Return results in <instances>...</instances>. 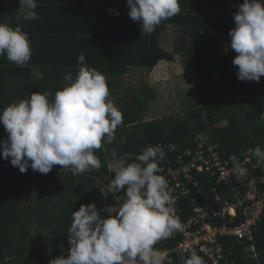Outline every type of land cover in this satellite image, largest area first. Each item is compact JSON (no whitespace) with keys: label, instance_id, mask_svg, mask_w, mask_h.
I'll return each mask as SVG.
<instances>
[{"label":"trees","instance_id":"obj_1","mask_svg":"<svg viewBox=\"0 0 264 264\" xmlns=\"http://www.w3.org/2000/svg\"><path fill=\"white\" fill-rule=\"evenodd\" d=\"M41 1H46V11L38 20L22 23L31 41L30 61L18 67L0 56V111L29 99L33 92L51 91L49 99H53L66 86V73L75 80L77 57L83 53L87 66L106 76L110 99L122 111L123 124L118 126L115 139L95 153L102 167L84 174L73 176L60 165L47 174L31 167L21 173L10 159L0 155V264H49L52 259L66 257L72 213L81 205L95 203L100 214L107 216L104 210L115 196L125 198L124 190L102 195V189L106 190L114 178L108 164L115 159H123L125 164L135 162L143 149L160 141L194 147L199 134L218 144L228 159L257 145L264 149V82L237 78L238 66L233 64L237 53L230 47L234 13L244 0H179L181 12L151 34H142L141 23L129 17L127 0ZM113 6L120 8V15L110 11ZM18 8L19 0H0V22L6 20L15 27ZM170 25L176 34L173 49L167 50L162 41ZM177 55L204 75L195 92L197 101L188 106L186 116L143 121L157 93L147 83L131 90L135 86L126 82V75L133 67L150 70L162 61L175 63ZM214 70L222 76L212 83L209 76ZM142 94L144 100L139 99ZM222 121L225 124L221 125ZM7 136L0 124V141ZM262 169L249 173L257 176ZM205 195H211L209 188ZM205 195L202 202L216 205ZM54 226L58 235L47 236L52 248L47 250L42 243L34 246L41 239V230ZM251 228L253 243H240L235 235L222 238L227 257L223 264H264V217ZM252 244L257 256L245 250Z\"/></svg>","mask_w":264,"mask_h":264},{"label":"clouds","instance_id":"obj_2","mask_svg":"<svg viewBox=\"0 0 264 264\" xmlns=\"http://www.w3.org/2000/svg\"><path fill=\"white\" fill-rule=\"evenodd\" d=\"M127 5L129 17L141 23L142 34H151L163 21L181 12L179 0H127ZM38 6L37 0H19L16 26L6 20L0 22V56L18 67L26 66L32 57L29 34L22 30V23L39 19ZM234 23L229 36L230 47L237 53L233 59L238 66L237 78L259 82L264 76V0H244L234 13ZM77 63L75 80L70 72L66 73L67 84L53 99H49L51 91L33 92L29 99L13 102L0 111V124L8 134L0 141V155L10 159L21 173L31 167L47 174L54 165H60L76 176L102 167L95 153L115 139L123 114L110 99L106 76L89 68L83 53L78 55ZM248 153L249 159L255 158V167H264L260 145L248 149ZM165 158L163 146L148 145L135 162H110L108 167L115 175L106 190L102 189V195L124 190L125 198L115 196L104 210L107 216L100 214L95 203L81 205L72 213L67 256L52 259L49 264H165L166 251L154 246L184 231L180 217L174 215L173 190L166 177L159 174L160 162ZM229 160L231 174L237 180L247 178L248 170L237 156L232 154ZM227 175L220 174L219 179L225 180ZM223 237L221 264L227 259ZM250 246L245 250L254 256L256 252ZM183 264L206 262L193 250Z\"/></svg>","mask_w":264,"mask_h":264},{"label":"built area","instance_id":"obj_3","mask_svg":"<svg viewBox=\"0 0 264 264\" xmlns=\"http://www.w3.org/2000/svg\"><path fill=\"white\" fill-rule=\"evenodd\" d=\"M110 11L115 16L121 14L118 6ZM198 138V145L189 148H180L174 142L152 144L163 146L166 152L161 169L176 198L174 215L184 225L183 232H176L154 246L166 251L165 264H183L193 250L206 264H221L220 237L235 235L240 242H253L251 226L264 217V167L262 174L250 175L249 171L257 167L246 150L237 158L247 168L248 175L237 180L231 174V161L223 156L218 145L203 136ZM223 173H228L227 179L220 180ZM207 188L219 207L212 208L208 202L201 201ZM183 198L189 200V207L183 204ZM250 249L255 251V246L251 245Z\"/></svg>","mask_w":264,"mask_h":264},{"label":"rangeland","instance_id":"obj_4","mask_svg":"<svg viewBox=\"0 0 264 264\" xmlns=\"http://www.w3.org/2000/svg\"><path fill=\"white\" fill-rule=\"evenodd\" d=\"M169 27V30L164 34L162 46L167 50H172L176 32L173 25ZM176 59L175 63L162 61L150 70L145 67H133L126 75V82L130 81L135 86L131 90L147 83L157 91V98L150 101V108L143 115V121L159 120L166 117L177 119L186 116L188 106L197 101V97H194L195 92L202 83L204 75L198 73L199 70L191 69L190 64L182 56L177 55ZM220 75L218 70L212 71L209 81L219 80ZM215 81L212 83H215ZM259 82L263 84L264 76H261ZM139 99L144 100L145 95L142 94ZM225 122L222 121L221 125ZM41 232L38 235L41 239H37L33 244L34 246H40L42 243L47 250H50L52 246L49 244L47 236H57V228L54 226L49 230H41ZM254 256H257V254L255 253Z\"/></svg>","mask_w":264,"mask_h":264},{"label":"crops","instance_id":"obj_5","mask_svg":"<svg viewBox=\"0 0 264 264\" xmlns=\"http://www.w3.org/2000/svg\"><path fill=\"white\" fill-rule=\"evenodd\" d=\"M45 2L46 1H41V0H37V3H38V8L36 9V11H37V13H38V16H40V14L42 13V12H44V11H46L45 10ZM219 71V70H218ZM221 75L220 76H222V73H220ZM213 81H215V80H213ZM213 81H211V82H213ZM261 88V87H260ZM259 88V89H260ZM156 91V90H155ZM156 93H157V91H156ZM156 98H157V96H156ZM162 142H164V141H162ZM159 143H161V141L159 142ZM155 144H158V143H155ZM161 163L163 164V162L161 161ZM161 175H163V173H160ZM164 176V175H163ZM209 182H207V184H208ZM206 197H208V196H210L211 197V200L213 201L214 200V197H213V195H205ZM183 200V204L186 206V207H189L190 206V202H189V200H187V199H185V198H183L182 199ZM214 202V201H213ZM210 207H212V208H215L216 206H218L219 204H216V205H214L212 202H209V203H207ZM210 221L211 222H213L214 224H218L217 223V221L215 220H211L210 219Z\"/></svg>","mask_w":264,"mask_h":264}]
</instances>
